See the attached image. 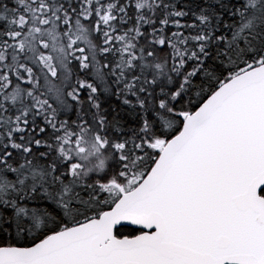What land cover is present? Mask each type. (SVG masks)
Masks as SVG:
<instances>
[{
	"label": "snow or ice",
	"instance_id": "6c2138e0",
	"mask_svg": "<svg viewBox=\"0 0 264 264\" xmlns=\"http://www.w3.org/2000/svg\"><path fill=\"white\" fill-rule=\"evenodd\" d=\"M0 264H264V0H0Z\"/></svg>",
	"mask_w": 264,
	"mask_h": 264
}]
</instances>
